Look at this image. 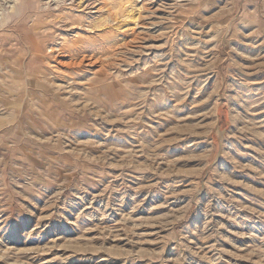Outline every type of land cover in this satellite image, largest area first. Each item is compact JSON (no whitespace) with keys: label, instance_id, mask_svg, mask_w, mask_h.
<instances>
[{"label":"rangeland","instance_id":"374dc122","mask_svg":"<svg viewBox=\"0 0 264 264\" xmlns=\"http://www.w3.org/2000/svg\"><path fill=\"white\" fill-rule=\"evenodd\" d=\"M0 264H264V0H0Z\"/></svg>","mask_w":264,"mask_h":264},{"label":"bare ground","instance_id":"6f19581e","mask_svg":"<svg viewBox=\"0 0 264 264\" xmlns=\"http://www.w3.org/2000/svg\"><path fill=\"white\" fill-rule=\"evenodd\" d=\"M41 253V252H40Z\"/></svg>","mask_w":264,"mask_h":264}]
</instances>
